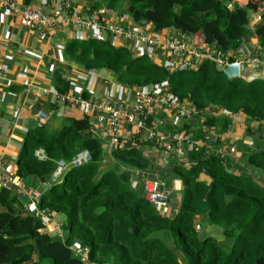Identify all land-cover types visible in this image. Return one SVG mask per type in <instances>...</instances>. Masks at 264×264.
Instances as JSON below:
<instances>
[{"label":"trees","instance_id":"1","mask_svg":"<svg viewBox=\"0 0 264 264\" xmlns=\"http://www.w3.org/2000/svg\"><path fill=\"white\" fill-rule=\"evenodd\" d=\"M78 3L83 14L87 13L84 8L108 9L107 17L125 15L134 23H150L160 33L179 30L224 52L233 50L242 38L264 41L262 0L231 7L224 0ZM248 12L261 14L252 30L247 28ZM97 18L104 20L100 15ZM63 56L84 69H105L122 84L166 82L172 94L199 111L166 129L190 132L193 139H203L202 126L193 129L199 119L198 124L222 132L233 124L227 114L241 113L254 145L245 146L239 140L240 157L235 162L210 151L207 140L184 150L180 157L168 152V162L159 166L139 149L103 152L85 118L64 116L29 128L15 158V175L40 191L37 206L51 212L53 222L62 227V237L55 229L47 230L41 217L23 209L14 188L0 187V264H87L70 249L72 242L86 247L89 264H264L263 66L258 65L255 74L246 78V66L240 68V76L227 78L210 60L199 62L193 70L169 73L144 54L132 56L122 46L90 37L66 39ZM56 84L58 93L65 91L66 82L56 79ZM252 122L255 126H250ZM212 144L217 147V140ZM37 149L42 150L43 159L35 157ZM79 150H87L90 160L67 167L57 181L40 187L57 159L69 161ZM133 170L156 176L163 183L179 180L176 206L164 215L157 213L144 200L140 185L129 186ZM203 221L221 229L230 241L227 251L214 237L197 234L196 225L202 226Z\"/></svg>","mask_w":264,"mask_h":264},{"label":"built area","instance_id":"2","mask_svg":"<svg viewBox=\"0 0 264 264\" xmlns=\"http://www.w3.org/2000/svg\"><path fill=\"white\" fill-rule=\"evenodd\" d=\"M15 0H0V7L6 11L18 13V23L21 26L36 25L52 26L60 24L68 26L70 38L86 39L88 37L107 41L113 46L124 47L132 56L144 54L151 61L161 66L167 72L179 70H193L203 60H210L218 70L224 64L238 62L242 66L260 65L264 59L253 52L244 43H239L233 50L222 51L213 45H205L194 36H189L172 28L164 29L161 33L151 29L150 23H134L127 16L110 13L108 9L97 8L82 13V5L76 0H43L37 7L25 6L19 8ZM47 3L49 12L43 11ZM103 17V21L97 16ZM105 15V16H104ZM126 21V22H125ZM105 70V69H102ZM100 70L78 67V77L88 75L92 83L81 91L56 93L57 108L65 106L77 111L79 118H85L93 136L99 139L103 152H110L113 148L139 149L144 142L166 152L180 153L181 150L195 149L206 143L209 136L203 133V139H193L190 132L177 129H166V126H175V121L166 119L190 120L198 115V110L185 98H178L168 89L166 82L147 85H127L116 80H106L99 77ZM107 71V70H105ZM248 76H244L246 78ZM97 80V82H96ZM96 82V83H95ZM87 90L86 96L82 92ZM38 124L48 118L44 109L34 112ZM232 123L243 124L236 134L245 146L252 144L253 138L246 134L244 116L241 113L227 114ZM255 122L250 126H255ZM211 134V133H210ZM232 140L235 138L232 136ZM206 145V144H205ZM37 159H43L41 149L34 151ZM90 160L87 150L77 151L69 161L57 159L50 176L41 182L40 187L47 188L57 181L69 166H77ZM136 181H133L135 184ZM146 200L159 214L164 215L170 202V191L156 176L142 173L138 181ZM0 187L14 188L18 195L25 198L23 209L41 217L48 224H53L57 236L62 237V227L51 219V212L38 208L40 191L28 186L15 175V164L5 162L0 155ZM73 253L80 260L89 264L85 246L72 242L69 245Z\"/></svg>","mask_w":264,"mask_h":264},{"label":"crops","instance_id":"3","mask_svg":"<svg viewBox=\"0 0 264 264\" xmlns=\"http://www.w3.org/2000/svg\"><path fill=\"white\" fill-rule=\"evenodd\" d=\"M224 1L229 7L234 3L243 6L247 2V0ZM262 1L264 4V0ZM15 2L18 11L19 8L25 6L37 7L43 0H30L29 2L15 0ZM76 4L81 5L78 0H76ZM49 7L45 3L43 11L48 13ZM6 10L0 7V155L5 162L14 164L23 134L29 128L39 125L34 115L36 110L42 108L48 113L47 120L40 123L42 125L48 122H55V119L64 116L80 117L77 111L68 107L57 108L58 103L55 100L59 85L56 84V79L66 82V88H64L66 93L74 92L78 88L82 91L84 87L92 83V80L88 75L78 77V67L80 66L68 61L63 56L64 42L71 37V31L68 26L60 24L52 26H21L18 23V13ZM260 15V12H248V30H252L260 22ZM239 43H244L249 48H252L254 53L264 59L263 40L253 36L247 39L242 38ZM260 65L264 68V63ZM257 66H246L243 69L246 72L244 74L248 77L251 73L255 74ZM98 70L100 71L98 73L99 77L96 78L97 80L99 78L102 79V77L106 80H115L109 71ZM87 93V90L82 92L83 96H86ZM165 117L169 120V124H171V121H175V126L179 124L180 119H174V116L168 117L167 114ZM201 120L199 119L198 123ZM198 123L193 126V129L197 128V125H201L202 129H205L203 133H213L208 138L210 140V137H212L213 141H207L206 144L210 151L221 152L229 161L238 162L240 157L238 138L241 134H236L235 131L239 127L242 128L243 124L233 122L224 131L217 132L215 126L206 128ZM214 134H216V137ZM232 136L235 138L234 140L231 139ZM216 140L218 144L217 147H214L212 142ZM253 145L252 141L251 146ZM139 150L143 156L150 157L159 166H164L168 162V152L161 151L147 143L139 146ZM184 150H181L177 156L184 155ZM140 177L141 174L136 170L131 171L128 180L129 186L136 188L140 185L141 188V184L138 183ZM200 178L207 179L204 175H201ZM133 181H136V183L133 184ZM165 181L164 185L171 191V197L172 191L177 193L180 189V182L174 178L166 179ZM17 198L23 205L25 198L20 195ZM176 204L177 201H174L173 205L172 200H170L168 210L170 209L171 211ZM52 227L53 224H48L47 230H51Z\"/></svg>","mask_w":264,"mask_h":264},{"label":"rangeland","instance_id":"4","mask_svg":"<svg viewBox=\"0 0 264 264\" xmlns=\"http://www.w3.org/2000/svg\"><path fill=\"white\" fill-rule=\"evenodd\" d=\"M180 121V120H179ZM205 129H202V131ZM213 133L208 134V136H211ZM216 134H214L215 136ZM216 137V136H215ZM211 141H213L212 137H210ZM238 151V150H237ZM239 152V151H238ZM171 192V191H170ZM178 192V191H177ZM178 194L175 191H172L171 193V197L170 200H172L173 205H174V200L177 198ZM168 211V210H167ZM167 211L165 212V214L167 213ZM201 226V225H200ZM199 225H196V229H197V234L200 237L209 235L214 237V239L216 240L217 244L224 250L227 251L229 249L230 246V241L228 239H225L221 233V229L218 226L215 225H206V223L203 221L202 222V226L200 227ZM200 228V229H198Z\"/></svg>","mask_w":264,"mask_h":264},{"label":"water","instance_id":"5","mask_svg":"<svg viewBox=\"0 0 264 264\" xmlns=\"http://www.w3.org/2000/svg\"><path fill=\"white\" fill-rule=\"evenodd\" d=\"M221 72L227 78L238 77L241 73L240 65L236 61L230 64H224L221 68ZM243 76H246V74H243Z\"/></svg>","mask_w":264,"mask_h":264}]
</instances>
